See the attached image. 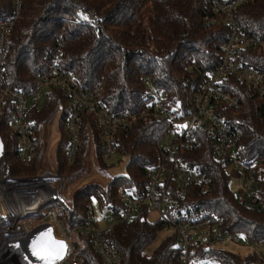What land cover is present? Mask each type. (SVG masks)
Instances as JSON below:
<instances>
[{"label":"trees","instance_id":"trees-1","mask_svg":"<svg viewBox=\"0 0 264 264\" xmlns=\"http://www.w3.org/2000/svg\"><path fill=\"white\" fill-rule=\"evenodd\" d=\"M204 1L23 0L20 16L9 36L5 63L7 80L14 87L29 92L33 79L50 65L62 37V70L73 73L85 88H93L103 80L101 97L112 111L142 107L146 103V79L165 94L168 107L182 103L187 110V96L195 91L196 85L185 82L184 78L201 80L203 76L198 69L202 72L218 65L230 31L227 23L205 25ZM14 3L15 0H0V19L12 14ZM84 11L96 12L99 20H86ZM235 16L243 32L264 36V0L239 5ZM150 44L159 49L177 50V55L167 59L164 52L150 51ZM239 56L243 64L264 72V48L247 47L240 50ZM221 84L240 105L235 108L213 100L212 107L241 132L247 161L264 158V97L235 77H227ZM69 112V97L60 88H51L42 106L32 105L29 120L38 145L25 164L18 158L19 138L12 126L14 107L11 102L7 104L0 114V137L13 176H35L44 171L46 146L38 140V135L40 127L56 113L61 114L62 132L56 165L63 177V185L64 174L81 171L79 167L92 145L102 159L99 127L92 114L85 113L80 125V151L73 164L66 163L69 136L65 121ZM164 130V122L149 120L136 122L128 131L117 134L118 152L130 156L126 174L112 177L106 185L89 182L74 191L70 199H56L38 212L27 214L26 218L37 224L45 220L49 209L54 208L63 226L73 229L88 220V209L94 198L119 213L124 206L119 196L120 186H136L140 190L146 187V168L157 160L156 143ZM186 158L190 164L202 167L212 182L211 190L195 192L196 198L216 213L225 231L243 235L264 249V210L237 200L231 187L233 176L227 169L228 162L218 159L208 141L187 152ZM259 193L264 196V168L259 174ZM29 217L33 219L29 220ZM13 220L14 216L0 214V234ZM160 233L159 222L148 221L143 209L132 221L116 225L107 237L120 253L122 264H181L176 233L171 232L147 252ZM203 254L216 264H257L258 258L256 252L242 256L222 248H213ZM73 259L85 264H105L92 244L91 235L80 233L74 237Z\"/></svg>","mask_w":264,"mask_h":264},{"label":"built area","instance_id":"built-area-1","mask_svg":"<svg viewBox=\"0 0 264 264\" xmlns=\"http://www.w3.org/2000/svg\"><path fill=\"white\" fill-rule=\"evenodd\" d=\"M254 1L257 0L204 1L205 25L227 23L230 31L222 46L218 65L212 70L201 72V69H198V73L203 76L201 80L184 78L185 82L196 85L195 91L187 96L189 103L187 110L182 107V103L168 107L165 104V94L146 79L144 90L146 103L142 107L135 110L125 108L112 111L101 97L103 80H99L93 88H85L73 73L62 70L60 65L61 48L64 45L62 37L58 40V50L54 52L50 65L33 79L29 92L14 87L7 80L5 63L9 52V36L20 16L23 2L15 0L12 14L0 19V114L11 102L14 107L12 126L19 138L18 158L22 163L29 162L38 145L30 126L31 107L40 104L51 88H60L69 97L70 112L65 121L69 136L65 150L68 165L75 162L80 151V125L85 113L92 114L99 127L103 158L115 156L118 152L117 134L128 131L136 122L158 120L165 123V130L156 143L157 160L146 168V187L140 190L136 186L121 185L119 196L124 204L123 209L119 213L110 210L103 225L98 224L95 219L92 205L88 209V220L73 229L63 226L54 208L47 211L45 220L32 225L24 218L27 214L38 212L46 204L60 199L54 190L53 179L50 180V176H46L47 179L43 176L49 173L47 171L43 175L27 176L31 178L15 177L10 173L7 161L0 158L2 163L0 195L7 210L14 216V220L9 222L0 234V251L31 237L35 227L50 224L56 237L66 240L69 245L66 257L58 264H85L81 260L73 259L74 237L79 233L91 235L92 244L105 264H122L120 253L108 239L107 234L116 225L132 221L143 209L147 212L148 208L159 210L160 219L157 222L161 225V231L171 230L178 235L181 264H211L210 258L203 253L215 249V245L220 242L240 243L241 235L225 231L216 213L196 198L195 192L211 190L212 182L202 167L190 164L184 158V154L202 146L203 140L208 141L218 159L226 160L239 178L237 200L251 208L264 210V196L259 193V174L264 168V158L253 162L247 161L243 154L241 132L212 107L213 100L223 101L235 108L240 105L238 99L221 84L227 77L237 78L259 96L264 97V72L253 65L243 64L239 56L240 50L247 47L264 48V36L243 32L235 16V10L239 5ZM83 15L86 20L92 18L99 20L94 11H84ZM149 50L154 53L164 52L167 59L177 55V50L159 49L153 44H150ZM3 173L7 179L2 176ZM58 174L60 175L59 172ZM28 179H40L44 185L38 186L36 191L25 193L24 190L27 189L21 185ZM48 185L53 188L55 195L57 194L53 199L40 206L31 207L28 211L21 213L15 211L22 202H32L43 195L47 196L45 193H50ZM254 252L258 255L257 264H264V249L257 248Z\"/></svg>","mask_w":264,"mask_h":264},{"label":"rangeland","instance_id":"rangeland-1","mask_svg":"<svg viewBox=\"0 0 264 264\" xmlns=\"http://www.w3.org/2000/svg\"><path fill=\"white\" fill-rule=\"evenodd\" d=\"M44 100L45 99L41 100V103H40L41 106L44 104ZM33 135L35 137V133ZM61 136H62L61 114L56 113L50 120H48L46 123H44L40 127V131L38 135V140L41 143H45V146H46V151L43 152L44 153V171L41 174L43 175L44 172L47 171L49 173H53L54 175H56V176H52L53 174H49V173L43 175L44 177L50 176L51 177L50 180L53 179L52 181H53L54 190L57 189L59 182L61 180L63 181V177L61 176V174L60 175L58 174L59 170L56 165L58 162L57 149H58L59 142L61 140ZM204 141L205 140H203V144L205 143ZM156 148H157V145H156ZM186 154H184V158L188 160V158H186ZM129 158L130 156L128 154L117 152L115 156L111 158H103L102 156V159H100L97 151L94 148V145H92L90 152L83 159L84 160L83 165L79 167L81 171L77 173L70 172V173L64 174L65 176L64 185L61 190V194L63 195L62 197L65 200L70 199L74 191H76L78 188L82 187L83 185L89 182L96 181V182H100L106 185L112 177L118 176L121 174H126ZM227 169L229 170V172L232 173L233 178L231 179V187H232V190L236 194L239 189V178L236 177V174L233 172V169L230 168L229 163H228ZM36 180L37 179H34V180L29 179V181L31 182L28 183V181H26V183L23 184V187L30 188L32 186H36V182H35ZM48 189L50 193H45L47 196L55 195L53 188H50L49 185H48ZM29 191H36V189H31L28 191L24 190L25 193ZM13 193L15 196H18L15 192ZM44 196L45 195H43V197ZM28 203L30 202H22L19 205L20 207L24 208ZM92 207L94 209V217L97 220L98 224L100 225L105 224L106 216L110 213V210L107 207H104L96 198L92 200ZM15 211L17 212V210ZM0 212L4 216L8 215L9 213V210H7L1 195H0ZM146 214H147V220L150 222H157L160 219V212L157 209L148 208ZM24 218L27 219L26 216ZM32 219H33L32 217H29V220H32ZM31 224L34 225L33 223ZM171 232H172L171 230L164 231V232L161 231L158 238L147 248V252H151L162 241V239L165 238L166 236H169ZM241 237H242V241L240 243L220 242L215 245V249L222 248L228 251L241 254L242 256H246L249 253L254 252V250H256L257 248L262 249L261 246L259 247L251 243L250 241H248L243 235ZM9 247L10 246H8V248ZM12 249L14 248H11L10 250ZM26 253H27V256H25V258L28 260L29 253L27 251ZM23 254L24 253L20 255L23 256ZM1 259L2 257H0V261ZM6 262L8 263V261ZM210 263L216 264L213 261H211Z\"/></svg>","mask_w":264,"mask_h":264},{"label":"water","instance_id":"water-1","mask_svg":"<svg viewBox=\"0 0 264 264\" xmlns=\"http://www.w3.org/2000/svg\"><path fill=\"white\" fill-rule=\"evenodd\" d=\"M4 147V142L0 137V158L1 160L6 161L4 156ZM62 184L63 181L61 180L55 190L60 199H62ZM8 216H12V213H8ZM34 242H37L38 245L40 242H46L51 245L52 249L59 250V254L55 255L45 253L44 255H37L34 252ZM57 242H63L62 250ZM11 248L14 249L10 250ZM68 248L69 245L66 240L56 237L52 225L48 224L43 227L37 226L34 228L31 237L26 240L19 241L16 245H10V247L6 250L0 251V257H2L0 264H58L66 257ZM26 251L29 253L28 260L25 258V256H27ZM22 253H24L23 256L20 255ZM6 261H8V263Z\"/></svg>","mask_w":264,"mask_h":264},{"label":"bare ground","instance_id":"bare-ground-1","mask_svg":"<svg viewBox=\"0 0 264 264\" xmlns=\"http://www.w3.org/2000/svg\"><path fill=\"white\" fill-rule=\"evenodd\" d=\"M0 165H2V163H1V160H0ZM2 176L4 177V178H7V176H6V174L5 173H3L2 174ZM2 178V177H1ZM34 180V179H33ZM26 181H28V183L29 182H31V181H29V179L28 180H26ZM26 181L24 182V183H26ZM36 182V186H32V187H30V188H27V187H23V184L24 183H22V185H21V187L22 188H24V189H27V190H31V189H36L38 186H43L44 185V182H41L40 181V179L38 180H36L35 181ZM50 195H48V196H42V198L40 197V198H38L37 200H34V201H32V204H31V202L30 203H28L24 208L23 207H18L17 209H15V210H17V212H19V213H21V212H24V211H28L31 207H37V206H40V205H42L43 203H45L47 200H50V199H53V197H55L56 195H51L50 197H49ZM49 197V198H48ZM24 206V205H23ZM7 240V239H6Z\"/></svg>","mask_w":264,"mask_h":264},{"label":"snow or ice","instance_id":"snow-or-ice-1","mask_svg":"<svg viewBox=\"0 0 264 264\" xmlns=\"http://www.w3.org/2000/svg\"><path fill=\"white\" fill-rule=\"evenodd\" d=\"M60 245V249L63 248V242H57ZM34 252L37 255H44L45 253L49 254H59V250L52 249L51 245L46 242H40L39 245L37 242H34Z\"/></svg>","mask_w":264,"mask_h":264}]
</instances>
